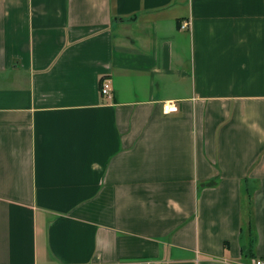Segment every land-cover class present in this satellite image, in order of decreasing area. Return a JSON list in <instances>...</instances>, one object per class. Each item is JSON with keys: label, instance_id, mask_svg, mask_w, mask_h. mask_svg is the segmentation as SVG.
<instances>
[{"label": "crops", "instance_id": "obj_1", "mask_svg": "<svg viewBox=\"0 0 264 264\" xmlns=\"http://www.w3.org/2000/svg\"><path fill=\"white\" fill-rule=\"evenodd\" d=\"M256 258L264 0H0V264Z\"/></svg>", "mask_w": 264, "mask_h": 264}, {"label": "built area", "instance_id": "obj_2", "mask_svg": "<svg viewBox=\"0 0 264 264\" xmlns=\"http://www.w3.org/2000/svg\"><path fill=\"white\" fill-rule=\"evenodd\" d=\"M180 28L182 29H187L190 28V20H183L180 23ZM111 84L108 80H102L100 84V93L107 98L111 97ZM178 110V106L175 102L173 101H165L162 104V111L164 113H173ZM145 264H153L151 262L145 263ZM252 264H264V260L262 258H256L253 260Z\"/></svg>", "mask_w": 264, "mask_h": 264}, {"label": "trees", "instance_id": "obj_3", "mask_svg": "<svg viewBox=\"0 0 264 264\" xmlns=\"http://www.w3.org/2000/svg\"><path fill=\"white\" fill-rule=\"evenodd\" d=\"M241 194L244 201V208L248 212L251 204V198L254 191V186L247 178L242 180Z\"/></svg>", "mask_w": 264, "mask_h": 264}]
</instances>
